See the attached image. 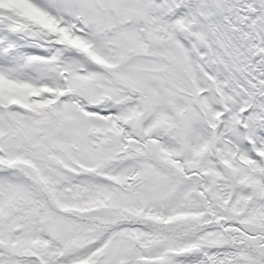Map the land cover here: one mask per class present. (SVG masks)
Masks as SVG:
<instances>
[{"label": "snow or ice", "instance_id": "6c2138e0", "mask_svg": "<svg viewBox=\"0 0 264 264\" xmlns=\"http://www.w3.org/2000/svg\"><path fill=\"white\" fill-rule=\"evenodd\" d=\"M0 264H264V0H0Z\"/></svg>", "mask_w": 264, "mask_h": 264}]
</instances>
